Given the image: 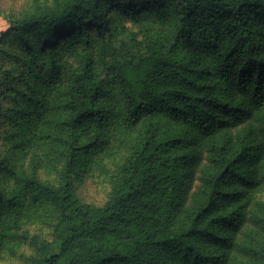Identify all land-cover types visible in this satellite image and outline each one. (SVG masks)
Wrapping results in <instances>:
<instances>
[{
    "label": "trees",
    "instance_id": "16d2710c",
    "mask_svg": "<svg viewBox=\"0 0 264 264\" xmlns=\"http://www.w3.org/2000/svg\"><path fill=\"white\" fill-rule=\"evenodd\" d=\"M156 4L177 16L170 43L149 41L130 57L117 44L123 12L139 19ZM10 15L2 41L18 51L0 54L28 72L8 135L53 142L65 170L53 185L1 163L12 188L0 185V254L48 199L59 211L56 245L41 241L36 264H264V0H51ZM78 29L96 46L87 41L58 102L49 88L60 85L57 64L40 63ZM117 88L122 107L112 116L141 122L140 134L98 206L76 195L72 175L102 146L88 122L110 116L106 96Z\"/></svg>",
    "mask_w": 264,
    "mask_h": 264
},
{
    "label": "rangeland",
    "instance_id": "374dc122",
    "mask_svg": "<svg viewBox=\"0 0 264 264\" xmlns=\"http://www.w3.org/2000/svg\"><path fill=\"white\" fill-rule=\"evenodd\" d=\"M44 1L51 0H0V49L10 52L18 47L17 41L11 39L2 41L3 35L10 27L12 20L10 14H20L32 8L36 2ZM166 6L169 10L160 13L163 6L151 5L148 10L150 15L139 19L128 18V14L124 11L125 15L122 17L123 21L117 36L119 48L130 57L137 59L139 55L145 54L149 41L156 40L162 44H169L176 29L177 16L171 5ZM76 32L78 36L70 45L67 43L69 39L60 41L54 54L44 56L40 63L48 65L53 60L57 64L54 76L60 81V85L59 87L49 86V88L58 95V102H65L68 98L72 76L80 66L85 47L96 46L95 39H82L81 30L78 29ZM87 41L90 43L87 44ZM94 59L97 68L102 71L101 56L98 52L95 53ZM27 72L24 66L19 68L14 61L9 60L5 53L0 54V185L6 190H11L12 180L2 162H8L12 167L17 165L29 175L35 174L43 182L53 185H58L63 180L65 170L64 157L58 152L53 142L34 139L29 145L26 142H17L8 135L14 125L13 112L9 113V108L13 105V100L20 96V89L26 87L24 83L26 80L22 81V79L26 77ZM29 80L34 85L38 84L36 78ZM109 85L111 82L108 79L107 87ZM117 90L118 88L113 94L106 96L110 102L111 110L107 112L110 116H105L102 124L93 119L88 122L90 134H96V130L102 134V146L93 150L86 157V161L80 164L81 166L88 161L87 171L86 166L77 167V171L72 175L76 195L82 201L98 206L104 205L110 199L114 186L121 178L130 154L137 145L140 134L141 122L131 124L126 118L121 120L112 116L120 115L118 111L122 107L120 90ZM113 110L114 112H111ZM49 113L51 115L55 112ZM14 127L17 128L15 125ZM259 200L261 210L264 211V193L259 196ZM39 204V210H35L24 227L18 231L17 239H14L0 254V264H36L41 241L56 245L55 235L59 211L48 199H41ZM258 242V248L264 254V241L258 240L256 243Z\"/></svg>",
    "mask_w": 264,
    "mask_h": 264
}]
</instances>
